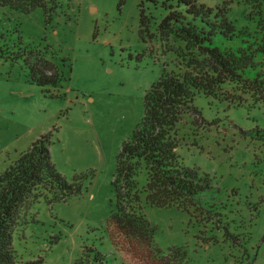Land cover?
<instances>
[{"label":"rangeland","instance_id":"rangeland-1","mask_svg":"<svg viewBox=\"0 0 264 264\" xmlns=\"http://www.w3.org/2000/svg\"><path fill=\"white\" fill-rule=\"evenodd\" d=\"M198 2L222 3L240 26L258 3L264 5V0ZM141 8L146 16L162 13L147 0H73L69 20L59 15L46 25L36 9L13 13V22L2 24L11 32L18 23L19 35L12 39L20 36L24 47H47L44 56L64 77L59 97L49 98L28 83L22 63L0 62V172L35 138L50 133L56 170L68 182L86 175L87 192L79 197L34 207L38 223L13 241L25 260L73 264L80 246L88 245L99 249L106 264H126L103 232L112 210L116 156L143 115L145 91L161 67L171 70L175 63L171 53L161 57L162 48L154 50L157 43L149 53L147 34L140 31ZM193 107L199 115L189 114L179 126L177 152L185 165L208 175L211 188L202 201L220 216L200 214L197 223L175 208L148 207L153 241L164 253L182 249L186 264H264V135L257 131L264 130V110L227 107L204 96L195 97Z\"/></svg>","mask_w":264,"mask_h":264},{"label":"trees","instance_id":"trees-1","mask_svg":"<svg viewBox=\"0 0 264 264\" xmlns=\"http://www.w3.org/2000/svg\"><path fill=\"white\" fill-rule=\"evenodd\" d=\"M72 1L0 0V62L22 63L29 70L28 83L49 98L59 97L56 89L64 76L44 56L47 47H24L20 36L12 39L19 35L18 23L11 32L2 24H11L13 13L27 15L36 9L42 11L46 25L59 15L69 20ZM147 1L162 12L155 18L140 10V31L147 34L148 51L152 54L157 43L154 50L162 48L161 57L171 53L175 63L171 70L161 67L158 79L145 91L143 115L118 150L112 210L103 232L126 264H186L182 249L164 253L157 248L155 227L145 209L175 208L197 223L200 214L220 216L214 205L202 201L211 188L208 175L185 165L177 152L179 126L189 114L199 115L193 107L197 96L227 107L264 110V5L258 3L240 26L222 3L207 7L198 0ZM257 131L264 135V130ZM50 136L35 138L0 172V264H41V258L23 259L14 249V238L20 240L29 224L38 223L33 209L40 202L50 207L87 192L86 175L68 182L56 170ZM244 253H239L240 261ZM73 264L106 263L97 247L82 245Z\"/></svg>","mask_w":264,"mask_h":264},{"label":"crops","instance_id":"crops-1","mask_svg":"<svg viewBox=\"0 0 264 264\" xmlns=\"http://www.w3.org/2000/svg\"><path fill=\"white\" fill-rule=\"evenodd\" d=\"M56 90L59 91V92H61L58 88ZM119 260H121V259H119Z\"/></svg>","mask_w":264,"mask_h":264}]
</instances>
